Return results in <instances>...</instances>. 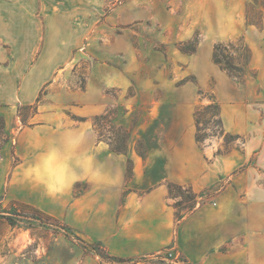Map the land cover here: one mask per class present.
Returning <instances> with one entry per match:
<instances>
[{"label":"rangeland","instance_id":"rangeland-1","mask_svg":"<svg viewBox=\"0 0 264 264\" xmlns=\"http://www.w3.org/2000/svg\"><path fill=\"white\" fill-rule=\"evenodd\" d=\"M248 3L39 0L35 34L0 36V79L16 73L14 91L39 60L58 65L32 105L0 101V214L16 220L12 227L0 224V264L206 263L207 254L191 263L174 245L145 250L148 224L133 221L127 207L142 203L140 191L110 196L108 180L92 183L91 174L82 172L70 191L52 197L23 180V167L42 153L55 149L77 159L78 147L47 141L67 134L87 139L71 132L79 125L117 155L124 181L132 179V158L152 155L157 146L181 145L189 157L183 165L191 167L182 179L192 184L193 165L202 166L199 153L205 160L235 158L238 166L228 176L198 192L189 183H169L164 204L175 219L221 204L229 238L209 256L219 255L220 264H264V22L260 29L246 25ZM237 40L250 48L256 74L243 83L211 60L216 43ZM195 44L194 53L181 51ZM211 103L215 117L203 113ZM39 114L51 115L54 130L31 135L29 128L43 124L36 121ZM185 141L194 142L199 153ZM203 177L210 182L208 172ZM222 187L228 190L220 200ZM10 201L34 210L18 211Z\"/></svg>","mask_w":264,"mask_h":264},{"label":"crops","instance_id":"crops-1","mask_svg":"<svg viewBox=\"0 0 264 264\" xmlns=\"http://www.w3.org/2000/svg\"><path fill=\"white\" fill-rule=\"evenodd\" d=\"M38 4L39 0H0V36H31L35 34ZM57 66L56 63L47 65L44 61L39 60L32 71L21 81L19 89L15 91L17 74L11 71L4 73L7 78L0 79V101L10 104L32 105ZM51 120V115L39 114L36 121L43 124L29 128V133L32 135L54 130ZM87 128L86 125L71 127L72 133L78 137H87V139L78 138L74 140L67 134L65 139L47 141V144H54L59 148L76 146L79 148L78 158L91 154L94 157L92 169L104 173L105 180L109 181V183H105L104 187L109 189L110 196L117 197L119 190L125 189L131 194L134 191L144 193V196L141 197L142 203L127 205V207L129 211L134 213L132 219L135 220L133 221L140 222L142 220L148 224L149 232L145 250L152 252L174 245V248L191 263H201L207 254L205 264H220L219 255L211 257L209 254L217 252V249L221 248L229 238V235L223 231V228L227 227L229 223L224 218V210L220 207L221 204L211 210L198 209L192 211L177 222L173 208L164 203L168 196L167 185L169 183L181 185H188L189 183L190 187L198 192L220 177L228 176L238 166L235 158L227 155L212 156L211 160H205L194 142L185 141L184 144H189L198 150V158L202 161V166L193 165L192 167L193 170L197 171V176L194 179L196 182L192 184L187 179H182L183 176L188 175L182 176L183 170L190 171L191 167L183 165V160L189 157H183L181 145L170 149L157 146L152 155L144 158H132V179L124 181L122 180L123 168L122 166L119 167L117 155L109 152L107 143L95 139L93 133H89ZM67 131L69 132V129ZM35 142V140H31L30 144L35 146ZM179 143L183 144L182 142ZM58 154H61V151ZM23 164L25 161L21 163V165ZM205 172H208L209 183L201 181ZM77 173L82 177L81 170L77 169ZM227 190L228 188L223 187L219 190L221 191L219 193L220 200Z\"/></svg>","mask_w":264,"mask_h":264},{"label":"trees","instance_id":"trees-1","mask_svg":"<svg viewBox=\"0 0 264 264\" xmlns=\"http://www.w3.org/2000/svg\"><path fill=\"white\" fill-rule=\"evenodd\" d=\"M245 23L247 26L255 27L260 29L263 27L264 22V0H249L247 4V8L245 11ZM196 50V44L192 46L190 49H181L183 53H194ZM212 62L218 66L224 73H226L230 78L240 83H243L248 75H251L253 78H256L255 72L251 69V61L252 54L250 48L243 40H237L228 43H216L212 49ZM216 107L214 104H209L203 108V113H210L213 117H215ZM196 124H197V135L196 140L201 141L202 135H199L200 128L199 126L202 124L198 118L200 115L199 112H196ZM216 125L220 127L221 122L217 120ZM118 151V150H117ZM169 188H172L170 185ZM9 205L16 206V210L20 209H31L34 210L29 205L20 202H9ZM177 206V205H176ZM190 212V208L188 209ZM38 215L45 216L43 213L39 211H35ZM14 216L17 218L21 215L17 214L15 211ZM47 217V216H46ZM182 217H176L177 222ZM0 224H5L10 227L16 224V220L12 217H7L0 214Z\"/></svg>","mask_w":264,"mask_h":264},{"label":"clouds","instance_id":"clouds-1","mask_svg":"<svg viewBox=\"0 0 264 264\" xmlns=\"http://www.w3.org/2000/svg\"><path fill=\"white\" fill-rule=\"evenodd\" d=\"M94 157L91 154L72 159L69 155L60 156L55 149L42 153L36 162L22 169V178L44 189L47 195L56 197L70 191L79 182L80 176L72 169L91 174L92 183L105 182L102 171H93Z\"/></svg>","mask_w":264,"mask_h":264}]
</instances>
